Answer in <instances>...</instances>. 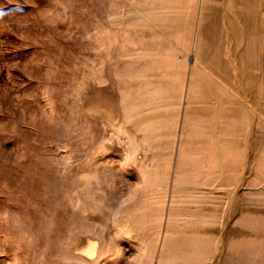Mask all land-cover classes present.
Masks as SVG:
<instances>
[{
	"label": "rangeland",
	"instance_id": "obj_1",
	"mask_svg": "<svg viewBox=\"0 0 264 264\" xmlns=\"http://www.w3.org/2000/svg\"><path fill=\"white\" fill-rule=\"evenodd\" d=\"M0 264H264V0H0Z\"/></svg>",
	"mask_w": 264,
	"mask_h": 264
},
{
	"label": "bare ground",
	"instance_id": "obj_2",
	"mask_svg": "<svg viewBox=\"0 0 264 264\" xmlns=\"http://www.w3.org/2000/svg\"><path fill=\"white\" fill-rule=\"evenodd\" d=\"M95 250L96 243L92 240H87L86 245L80 250V254L88 259H93L96 256Z\"/></svg>",
	"mask_w": 264,
	"mask_h": 264
}]
</instances>
